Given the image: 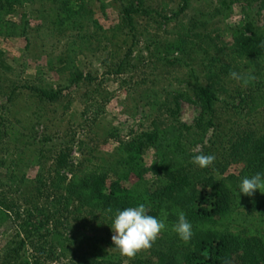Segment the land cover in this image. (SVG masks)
<instances>
[{"label":"rangeland","instance_id":"obj_1","mask_svg":"<svg viewBox=\"0 0 264 264\" xmlns=\"http://www.w3.org/2000/svg\"><path fill=\"white\" fill-rule=\"evenodd\" d=\"M260 2L87 0V19L71 30L53 26L54 0L15 7L12 18L25 15L28 27L25 38L0 36V200L13 208L0 223V264H77L86 255L132 264L135 257L114 247L110 218L78 213L77 201L42 184L56 172L70 177L86 160L113 161L123 143L152 131L154 122L177 125L186 135L212 120L191 154L214 155L209 166L216 178L249 175L248 148L264 134V108L250 114L241 103L247 88L230 75L225 45L236 25L264 22ZM183 26L190 37L180 36ZM71 42L82 51L77 64L84 77L76 84L57 72ZM212 82L219 100L213 116H204L195 91ZM42 92L59 97L51 101ZM143 163L155 169L160 157L149 149ZM48 228L64 234L63 245L42 238ZM156 243L138 253L148 255Z\"/></svg>","mask_w":264,"mask_h":264},{"label":"trees","instance_id":"obj_2","mask_svg":"<svg viewBox=\"0 0 264 264\" xmlns=\"http://www.w3.org/2000/svg\"><path fill=\"white\" fill-rule=\"evenodd\" d=\"M21 1L0 0V36H27L26 16L19 21L12 18ZM86 1L54 0L53 26L65 27L66 30L79 28L87 19ZM259 1L258 15L264 10V0ZM125 13L130 14V10L126 8ZM182 30L181 37L191 36L186 26ZM225 49L233 71L254 77L247 86L239 81L247 88L241 103L253 114L264 108V83L259 81L264 73V22L249 19L236 25L232 30V41L225 45ZM81 53L80 46L71 42L58 59L60 66L57 72L67 73L71 84L84 77L77 64ZM214 85L212 82L195 91L204 116L215 113L219 99ZM42 95L51 101L59 97L57 93L42 92ZM211 125L212 120L199 127L201 133L187 129L185 135V130L177 125L162 126L154 122L152 131L123 143L122 154L115 155L113 161L111 158L100 162L86 160L71 170L70 177L56 172L49 177V182L41 184L46 191L65 201H77L78 213L89 209L112 222L107 209L115 212L118 208L144 203L149 214L164 218L168 227L155 240L157 248L146 256L137 253L132 264H264V193L241 194L239 199L236 189L243 176L223 174L216 178L210 166L196 169L192 162L191 148L202 141ZM149 149L160 157L159 166L155 169L143 163ZM247 155L248 174L264 172V134L253 141ZM59 159V165L64 167V158L61 156ZM38 181L43 182L40 178ZM30 183L27 181V185ZM37 189L38 196H43L44 193ZM206 191L210 192L208 198L203 196ZM10 210L13 208L0 200V223L9 219ZM178 210L184 211L192 224L193 235L187 242L171 230ZM29 225L28 220L27 227ZM45 237H50L53 245L65 242L64 234L57 229L48 228L42 235ZM23 245L24 242L16 250ZM77 264L113 263L102 256L91 258L86 255L80 257Z\"/></svg>","mask_w":264,"mask_h":264},{"label":"clouds","instance_id":"obj_3","mask_svg":"<svg viewBox=\"0 0 264 264\" xmlns=\"http://www.w3.org/2000/svg\"><path fill=\"white\" fill-rule=\"evenodd\" d=\"M232 78L242 81L245 86L248 85L253 76H245L236 71L230 73ZM214 155L197 154L192 157L194 165L205 168L212 164ZM256 191L264 193V172H255L252 175L242 177L238 183L236 194L252 196ZM107 212L112 215L110 227L112 229V241L114 247L121 256L134 257L139 251L150 248L152 243L158 238L159 234L166 230L168 225L164 218L149 214L148 208L144 203H138L134 206L116 209L111 208ZM177 219L172 223L171 230L178 237L187 242L193 235L192 224L186 218L182 210L176 213Z\"/></svg>","mask_w":264,"mask_h":264}]
</instances>
